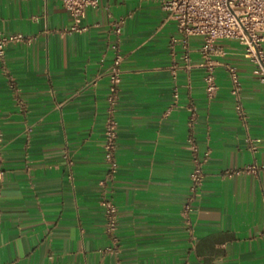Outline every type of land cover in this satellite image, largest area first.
<instances>
[{"label":"crops","instance_id":"crops-1","mask_svg":"<svg viewBox=\"0 0 264 264\" xmlns=\"http://www.w3.org/2000/svg\"><path fill=\"white\" fill-rule=\"evenodd\" d=\"M71 23L60 0H0V34L23 36L0 59V264H264V86L242 45L215 42L218 91L208 100L202 38H184L159 0H96L84 30ZM116 49L108 178L105 72ZM192 143L207 157L188 227ZM104 193L118 211L114 243Z\"/></svg>","mask_w":264,"mask_h":264},{"label":"built area","instance_id":"built-area-1","mask_svg":"<svg viewBox=\"0 0 264 264\" xmlns=\"http://www.w3.org/2000/svg\"><path fill=\"white\" fill-rule=\"evenodd\" d=\"M72 18L70 29L82 31L85 26L82 24L85 18L86 9L94 6L96 0H60ZM163 10L169 18L176 22L177 30L184 38L189 36H201L202 42L199 48L203 67V87L206 98L211 100L218 91V84L214 73L216 62L212 59L214 44L219 39H234L243 47V55L252 64V72L256 74L264 86V0H159ZM116 33L119 27L115 26ZM22 34H0V59L4 57L5 48L9 42L21 40ZM184 60L188 63V53H184ZM122 59L121 53L116 49L113 61L106 70L107 93L105 96V120L103 127V151L104 159L108 164L107 177L112 178L116 171V138L117 121L115 118L118 102L120 73L119 63ZM226 69L229 74V92L235 100V113L244 120L245 114L240 102V91L242 84L236 69L228 65ZM177 94L174 93V97ZM192 111V107H188ZM193 115V113H192ZM253 148V147H252ZM192 168L189 172V192L183 202L181 216L186 226L190 227L191 216L195 211L193 202L197 190L201 187L204 171L203 164L207 153L199 155L197 147L191 144ZM254 171L255 166H246L239 171ZM1 174V170H0ZM102 184L104 180L100 181ZM104 217L105 230L112 236L115 242L114 232L117 228L118 211L113 201L104 193L100 200ZM106 252H114L115 245H108L104 248ZM119 264V263H117Z\"/></svg>","mask_w":264,"mask_h":264}]
</instances>
